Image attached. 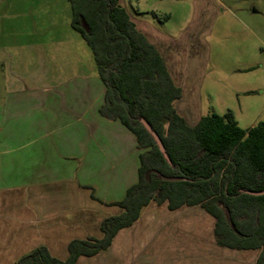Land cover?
<instances>
[{"label":"crops","instance_id":"obj_1","mask_svg":"<svg viewBox=\"0 0 264 264\" xmlns=\"http://www.w3.org/2000/svg\"><path fill=\"white\" fill-rule=\"evenodd\" d=\"M119 3L181 88L178 112L196 124L203 80L187 46H202L203 34L186 28L173 36L140 19L143 12L133 9L132 16ZM203 13L197 6L198 18ZM105 91L98 72L78 69L62 79L53 75L48 83L22 86L12 102L0 127V264H15L40 246L66 259L71 241L101 238L103 219L124 211L111 204L138 181L141 150L120 120L99 113ZM215 221L196 205L172 210L166 202H151L139 219L119 230L107 251L81 255L75 264H222L225 251L257 253L219 245Z\"/></svg>","mask_w":264,"mask_h":264},{"label":"trees","instance_id":"obj_2","mask_svg":"<svg viewBox=\"0 0 264 264\" xmlns=\"http://www.w3.org/2000/svg\"><path fill=\"white\" fill-rule=\"evenodd\" d=\"M119 1L69 0L71 25L91 46L98 76L106 86L99 113L120 120L136 137L141 150L139 179L125 198L111 204L124 211L103 219L104 236L71 241L66 259L53 257L40 246L15 264H75L81 255L107 251L119 230L131 226L151 202H166L172 210L203 208L216 219L219 245L258 250L255 264H264V194L247 192L264 190V119L245 129L230 109L189 124L176 107L182 91L163 56ZM252 93L256 92L247 91ZM142 118L161 137L172 164Z\"/></svg>","mask_w":264,"mask_h":264},{"label":"rangeland","instance_id":"obj_3","mask_svg":"<svg viewBox=\"0 0 264 264\" xmlns=\"http://www.w3.org/2000/svg\"><path fill=\"white\" fill-rule=\"evenodd\" d=\"M122 3L132 16L133 9L143 12L140 19L173 36L186 28L203 34L202 46H187L203 80L202 116L231 109L245 129L264 119V0ZM197 6L204 11L202 18ZM71 18L69 0H0V127L22 86L48 83L53 75L62 79L78 69L98 72L92 48L74 30ZM251 90L256 93L247 94ZM256 251H225L222 264H254Z\"/></svg>","mask_w":264,"mask_h":264},{"label":"water","instance_id":"obj_4","mask_svg":"<svg viewBox=\"0 0 264 264\" xmlns=\"http://www.w3.org/2000/svg\"><path fill=\"white\" fill-rule=\"evenodd\" d=\"M82 24H83V27L87 30L88 28H87L86 24L84 22ZM142 122L144 123V126L146 127L148 132L154 137V139L158 143L159 149L161 150V153L169 161V163L172 164V160L169 157V155L167 154L166 149H165V145H164L161 137L159 136V134L154 130V128H152V126L146 120H144V118H142ZM163 178L166 179V180H179V181L186 180V178H182V177H179V176L178 177H166V176H163ZM247 192L251 193V195H263L264 194V190L263 191H258V192H251V190H248Z\"/></svg>","mask_w":264,"mask_h":264}]
</instances>
